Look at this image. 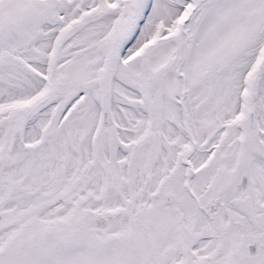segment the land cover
I'll use <instances>...</instances> for the list:
<instances>
[{
  "label": "rangeland",
  "instance_id": "374dc122",
  "mask_svg": "<svg viewBox=\"0 0 264 264\" xmlns=\"http://www.w3.org/2000/svg\"><path fill=\"white\" fill-rule=\"evenodd\" d=\"M0 39L45 135L0 264H264V0H0Z\"/></svg>",
  "mask_w": 264,
  "mask_h": 264
},
{
  "label": "flooded vegetation",
  "instance_id": "af4514ba",
  "mask_svg": "<svg viewBox=\"0 0 264 264\" xmlns=\"http://www.w3.org/2000/svg\"><path fill=\"white\" fill-rule=\"evenodd\" d=\"M7 57L8 59L0 58V176L5 172V169L9 170L13 163V159L11 158L18 152L26 153L25 158L28 159V164L33 167L37 163L39 153L45 143L44 123L37 122L38 131L36 134H33L34 128L32 127L35 118L42 111L44 98H38V96L32 98L23 96L13 97L3 92L5 87L11 86L9 84L13 79H23L25 81L24 75L29 73L30 75L37 76L38 70L37 68H12L10 65L11 59L9 56ZM34 78L32 77V79ZM15 137H17L16 140ZM20 160L24 161V158L20 156ZM9 179L10 177L4 179L6 187L0 189V193L3 191L9 192ZM1 183L2 180L0 178ZM0 214L2 215L1 212Z\"/></svg>",
  "mask_w": 264,
  "mask_h": 264
},
{
  "label": "water",
  "instance_id": "95a60500",
  "mask_svg": "<svg viewBox=\"0 0 264 264\" xmlns=\"http://www.w3.org/2000/svg\"><path fill=\"white\" fill-rule=\"evenodd\" d=\"M258 64H259L260 68L263 67V65H264V54L261 57L260 62ZM252 115H253L252 112H250L249 115H248L249 116V121H250L249 124L251 126H254V116H252ZM99 119H100V121H101V123L103 125L112 124L113 117H112V114H111L110 109L108 107L103 108L101 110V113L99 114ZM16 139H17V137H15V140ZM239 178H240V181L234 186V188H232L234 191L243 190L245 188V186H246V183H247V175H246V173L245 172L242 173L241 177H239ZM167 199H168L167 202H170V197H168ZM0 218H1V214H0ZM256 244H257L256 240H253L252 242L248 243L247 244V251L249 253L254 252L255 251L254 249H256ZM261 245L262 244H260V246Z\"/></svg>",
  "mask_w": 264,
  "mask_h": 264
}]
</instances>
